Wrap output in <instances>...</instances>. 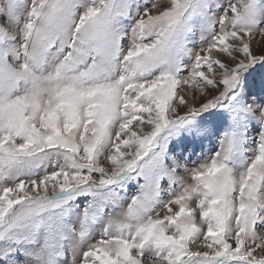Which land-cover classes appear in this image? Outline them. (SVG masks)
I'll use <instances>...</instances> for the list:
<instances>
[{"label":"snow or ice","instance_id":"1","mask_svg":"<svg viewBox=\"0 0 264 264\" xmlns=\"http://www.w3.org/2000/svg\"><path fill=\"white\" fill-rule=\"evenodd\" d=\"M262 38L264 0H0V264H264Z\"/></svg>","mask_w":264,"mask_h":264},{"label":"rangeland","instance_id":"2","mask_svg":"<svg viewBox=\"0 0 264 264\" xmlns=\"http://www.w3.org/2000/svg\"><path fill=\"white\" fill-rule=\"evenodd\" d=\"M144 3H150V0H143ZM260 43H264V38L260 41ZM259 47V44L255 45ZM257 67L264 70V65H258ZM247 75V74H246ZM220 111V110H213ZM208 113H204L203 116H207ZM200 118H196V122L198 123ZM228 119L225 114L220 124L217 126L215 135L212 136H200L196 138V141L193 142L189 133L182 132L179 135H174L172 142L169 144V149L173 153H179L182 156L186 157L188 161H196L197 159L203 160L208 158L212 153L217 150L218 147V139L220 133H222L228 127ZM136 189L135 184H129L128 190L130 192H134Z\"/></svg>","mask_w":264,"mask_h":264}]
</instances>
